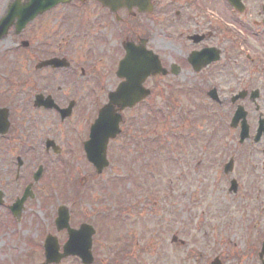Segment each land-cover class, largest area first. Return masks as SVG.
<instances>
[{
	"label": "flooded vegetation",
	"instance_id": "1",
	"mask_svg": "<svg viewBox=\"0 0 264 264\" xmlns=\"http://www.w3.org/2000/svg\"><path fill=\"white\" fill-rule=\"evenodd\" d=\"M26 1L17 0L19 7ZM7 7L8 4L2 15ZM13 36L15 45L7 47L6 51L14 56L17 85L13 107L0 102V108H5L0 115V128L6 123L0 134V147H3L0 159L6 166L12 163L15 183L21 179L27 161L31 162L25 176L32 182L26 183L18 198L28 187L34 197L33 188L43 178L34 182L35 171L40 167L42 175L47 172L44 163L33 164L32 151L41 148L43 155L60 163L58 169L51 171L50 179L55 170L72 187L71 196H63L68 226L61 232L62 243L68 238V230L89 225L94 232L93 247L100 252V221L96 214L90 215L79 206L78 201L90 195L85 187L92 191V181L106 176L107 171L113 172L114 167L123 169L126 179L137 174L133 150L143 156L148 143L143 123L150 112L149 100L166 99L167 87L177 90L179 96H196L199 92L204 97L214 88L219 102L213 104L221 108L224 117L215 130L220 132L217 138L223 142L217 154L221 161L211 162L210 171L219 170L228 189L234 182L233 194L240 191L242 177H253L254 202L258 204L256 217L252 214L250 217L254 221L253 240H257L259 246L254 264H262L264 132L255 139L259 123L264 128V0H68L37 15L23 28L15 20L7 37ZM215 58L216 62L203 64ZM9 59L0 56V63L2 60L7 63ZM125 60H130L132 66L122 67ZM151 60L158 62L159 72L143 78L142 66ZM228 68L232 70L230 79L238 88L226 96L221 86L209 84H212L213 71L222 74ZM129 80H136L140 90H149V96L131 108L110 103V96ZM104 109L109 114L107 127L114 122L119 132L107 139L105 156L109 167L97 175L87 161L85 146L92 125ZM236 112H240L241 118L231 127ZM213 114L214 111L207 113L211 121ZM244 119L248 138L240 143ZM211 130L213 138V128ZM17 131L18 142H15L10 135L16 138ZM230 133L236 137L234 148L238 151L229 152L225 157L224 152L228 150L225 141ZM64 155L80 161L83 176H78L73 166L62 171L68 164ZM210 155L215 157L214 152ZM4 157L10 158V162ZM0 192L3 198L0 207H4L6 191ZM33 197L26 201L31 203ZM11 205L6 207L9 213ZM114 209L119 212V207ZM121 212H124L122 208ZM114 241L113 238L112 245ZM171 242L165 245L169 253L161 260L180 264L177 258L182 243L175 238ZM114 246L112 264H134L129 253H119L121 246ZM163 246L161 241L160 250Z\"/></svg>",
	"mask_w": 264,
	"mask_h": 264
},
{
	"label": "rangeland",
	"instance_id": "2",
	"mask_svg": "<svg viewBox=\"0 0 264 264\" xmlns=\"http://www.w3.org/2000/svg\"><path fill=\"white\" fill-rule=\"evenodd\" d=\"M7 1L0 0V16ZM14 45V36L0 41V56L10 57L7 63L6 60L0 63V102L11 108L14 104L17 79L14 56L11 52L7 53L6 48ZM213 74L212 87L221 86L226 96L238 88L230 79L231 69L224 70L222 74L225 76L216 71H213ZM204 87L208 86L204 84ZM172 92L175 95L173 98ZM178 93L177 90L167 87L166 99L149 100L150 112L146 115L143 125L149 136L150 152L141 157L135 153V149L133 150L136 159L133 163L137 174L131 179H126L123 169L114 167L113 172L107 171L106 176L92 181V191H89L88 187L84 188L91 196L81 197L78 205L83 206L90 215L96 214L98 221L102 219L108 224L106 228L99 225L101 251L97 252L98 264H108L110 249L115 247L114 245L121 246L128 242L130 256L135 262L172 264L161 260L164 254L169 253V248L165 245L172 243V236L183 242L177 258L180 264H210L214 257H218L222 264H254L259 246L257 240H253L254 236L249 235L251 230L255 234V229H252L254 221L250 215L256 217L255 209L258 204L254 202L256 191L252 187L253 177L241 178L238 194L228 192V184L221 177L220 171H210L209 166L211 162L221 161L217 154L223 141L220 137L217 138L219 131H213L211 138V127L216 124L207 120L206 116L207 112L214 111L212 118L215 122L222 123L224 117L221 108L208 98L202 97L203 93L200 94L202 96H179L181 94L176 95ZM8 97H11L12 101L8 102ZM184 111L190 114L187 120L195 123L193 133L186 129L187 123L184 121L187 115L183 114ZM13 117L16 121L17 118ZM224 123L227 124V119ZM180 132H183V136L178 139ZM193 135L195 137L192 138ZM10 137L18 142V131L16 138L11 135ZM160 141L163 143V149H154ZM170 142L180 144L181 148H178L177 152L174 151L175 145L171 146ZM235 143L236 137L230 133L225 141V145L228 144V150L224 152L225 157L229 152L238 151V148H234ZM2 148L0 147V154ZM32 152L33 164L38 166L44 163L47 172L42 175L41 183L34 186V197L31 203L29 200L26 201L27 204L24 203L17 222L13 221L6 207L21 195L28 181L32 182L25 176V171L32 165L27 161L28 164L21 171V179L15 183L11 159L4 157L10 162L7 166L4 165V160L0 159V190L6 191L5 206L0 207V264H39L43 261L40 242L44 233L55 235L60 242L63 239L61 233H55L52 217L56 203H62L65 194L71 196L72 187L68 186L55 170L50 179L51 171L60 164L57 159L52 161L50 156L43 155L41 148ZM210 152H214L215 157H212ZM169 153L174 155L173 159ZM67 156L64 155V158L68 164L62 171H68L73 166L76 168L75 172H78L77 175L83 176L80 161ZM110 183H113L114 188ZM99 184L104 187L100 190L94 189V186ZM20 186L22 188L19 192ZM117 190L124 194L115 192ZM121 204L126 207L125 211L110 222L116 212L114 208ZM113 238L114 245L111 242ZM161 241L164 243L162 250L159 248ZM61 264L76 263L68 260Z\"/></svg>",
	"mask_w": 264,
	"mask_h": 264
},
{
	"label": "water",
	"instance_id": "3",
	"mask_svg": "<svg viewBox=\"0 0 264 264\" xmlns=\"http://www.w3.org/2000/svg\"><path fill=\"white\" fill-rule=\"evenodd\" d=\"M40 1L41 0H31V2L25 4L23 6L22 13L19 12V10H17V7L15 4H12L11 7L9 8L7 15L0 22V39L6 35L9 25L12 23V21L14 20L16 16H19V20L21 22L19 23L23 27L25 23L31 21L34 18V16L37 14L36 13L37 10L34 12L33 11L34 9L38 8L39 12H43L44 10L57 4L61 0H42L43 3ZM211 61L212 59H210V61H205L203 64L205 65L207 64L206 62H211ZM124 65H126V63ZM144 66L145 64L142 66V69L144 68ZM150 70L151 72H154L152 69ZM133 85H136V80H133V81L129 80L127 84L120 86L117 94L112 96L111 101L114 104L121 105L122 108L131 107L135 103L140 101L145 95L148 94L147 92L143 94H140L137 91H134L133 93L129 92V89ZM209 95L211 96V98L215 99L214 91H212ZM106 116H109V115L105 110L99 117L100 122L98 121L93 126L91 130V142L86 147L88 159L97 168L98 172H100V170L103 167H105L107 164L105 162V156H104L107 139L109 137H114L115 134L118 132L117 126L114 122L110 123L111 129L108 130V128H106L107 125L105 124V122L101 121L102 119H104L106 122H108ZM239 117L240 116H235L233 118V121L237 120ZM4 126L5 125H3V127ZM1 130L2 131L0 132H4V129H1ZM246 130H247L246 126H244V131L246 132ZM27 196L28 194L27 192H25L22 199L18 200L17 203L11 208L15 216L19 215L22 204L27 198ZM55 225L58 231L62 230L64 227L67 226V216H66V210L64 208H60L58 210V217L55 220ZM71 233H72L71 238L68 241V243L65 245L63 254H58V246H57L56 240L53 237L47 238L44 244V251H45V258H46L44 264L58 263L62 258L68 256L69 254L79 255L81 258H83L84 264H89L91 262V257H90V252H89L90 247H91V242H90L91 232L87 233V235L84 230H80L76 232L77 234H74L73 232ZM84 238H87V240L86 241L83 240ZM263 253H264V249H263Z\"/></svg>",
	"mask_w": 264,
	"mask_h": 264
}]
</instances>
